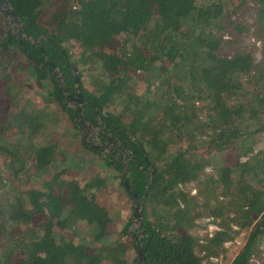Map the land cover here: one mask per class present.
Returning <instances> with one entry per match:
<instances>
[{
	"label": "trees",
	"instance_id": "trees-1",
	"mask_svg": "<svg viewBox=\"0 0 264 264\" xmlns=\"http://www.w3.org/2000/svg\"><path fill=\"white\" fill-rule=\"evenodd\" d=\"M8 1L23 32L20 40L0 7V70L33 68L35 83L23 93L0 81V264H253L264 241V146L255 147L264 57L244 49L241 35L264 40V0ZM249 2L254 24L233 17ZM78 91L82 110L68 105ZM36 95L45 104L17 114ZM56 106L87 148L86 120L102 128L111 150L91 148L133 207L135 190L139 237L133 212L118 236L108 229L101 172L78 178L79 163L54 135L38 136L57 121ZM18 131L23 140H11ZM204 217L218 228L195 234Z\"/></svg>",
	"mask_w": 264,
	"mask_h": 264
},
{
	"label": "rangeland",
	"instance_id": "rangeland-1",
	"mask_svg": "<svg viewBox=\"0 0 264 264\" xmlns=\"http://www.w3.org/2000/svg\"><path fill=\"white\" fill-rule=\"evenodd\" d=\"M1 4V3H0ZM12 22V26L17 29L20 25V21L17 19H14V17L9 16ZM233 17L237 19L244 20L247 24H254L256 19V9L255 5L252 2H249L247 6L239 10L238 12H235L233 14ZM241 44L242 47L246 50L253 51L255 58L260 59L264 57V40L259 36V34L255 30H250L248 32H245L241 35ZM234 50L232 47H229L228 44H224L220 52L224 55H230L231 51ZM3 70V69H1ZM0 70V81H2L3 77H8L7 80H9V83L13 84H22L20 87L24 90L28 88H32L30 85L31 83H35V80L29 79L27 73L31 74L34 72L33 68H27L21 71L20 74H14V71L9 74H6V72ZM27 81V83H23V81ZM34 87V86H33ZM39 89V88H36ZM37 93H39L38 90H36ZM18 95H20L19 103H22L21 101V95L22 92H19ZM17 96V94H16ZM24 96V95H22ZM44 101L41 96H35L33 101L31 103H28L27 105H24L25 107H22L21 111L17 114H24L28 112H32L34 108L42 107L44 105ZM23 105V104H21ZM68 105L71 107H78L80 104L70 101L68 102ZM57 107V106H56ZM59 107V106H58ZM57 107V114L59 115L57 117V121L55 122L53 115L51 114L50 119H54L49 126V129L43 128L40 132H38V136L42 137V135H45L46 133L52 132L53 138H55L59 143L60 146L64 149V152H66L69 156V158L72 160V158L75 160V162L71 161L69 159V162L73 166L74 163H79L78 167L76 168L77 164H75V173L78 178H87L88 176H93L97 171L101 172V175L106 178L107 181V187L104 191V194L102 195V200L110 205L112 209L113 214V222L109 224L108 229L115 233V230L118 229L121 224L130 216V214H134L135 212V205L132 206V202L129 197H127L126 192L124 191V188L121 184V178H116L114 174H117V171L113 168L108 167L107 164L103 163L102 156L99 152H96L91 148V145H99L101 146L104 153L109 152L111 150V144L107 143L101 136L102 128L100 126L92 125L85 122L83 130V136L84 140L87 142L88 147H85L81 140L80 136L74 135L76 132H70V128H74L72 125L71 119L67 116V114L64 113V111ZM53 110V109H52ZM51 110V111H52ZM38 111V110H37ZM17 116V115H16ZM18 117V116H17ZM51 121V120H50ZM54 122V123H53ZM6 126V125H5ZM13 130V129H12ZM76 129H73L75 131ZM55 131V133H54ZM18 134H15L11 140L13 141H22L23 139L20 138V135L22 134L20 131L17 132ZM21 133V134H20ZM64 134V135H63ZM257 148H261L264 146V134L259 138L258 142L255 144ZM75 156V157H74ZM72 157V158H71ZM206 171H212L211 168H207ZM104 172H107L105 175ZM9 176V174H7ZM14 184V183H13ZM195 191V188L192 190ZM133 209V210H132ZM139 227V220L138 217H134V221L132 225L130 226L131 232L135 233L136 236H140V231L136 232ZM215 222L212 220L211 217H204L201 218L198 221V224L196 227H194L193 232L195 234L204 235V234H211L214 230ZM117 235V233H115ZM245 233H241L236 237L237 239L230 241L226 245L229 247V253L234 252L240 243H242L245 240L244 237ZM115 235V236H116ZM118 236V235H117ZM126 239L130 238V235L125 237ZM261 251L260 253L254 255L251 259V262L253 264H262L264 262V241L261 244ZM130 252H126V254H129ZM131 253H134L133 251ZM214 260H218L217 258H212ZM221 263L223 261L219 259Z\"/></svg>",
	"mask_w": 264,
	"mask_h": 264
},
{
	"label": "water",
	"instance_id": "water-1",
	"mask_svg": "<svg viewBox=\"0 0 264 264\" xmlns=\"http://www.w3.org/2000/svg\"><path fill=\"white\" fill-rule=\"evenodd\" d=\"M0 3H1L0 4L1 9L4 11V13L8 17L11 16V17H14V19H17L18 21H20L19 18H18L17 12L12 7V5L9 3L8 0H0ZM10 19L11 18L9 17V20ZM13 29H14V32L19 36V38L21 40L20 33L23 32V29L21 27V22H20V25L18 26L17 29H15L14 27H13ZM74 70L76 71V68H74ZM78 80H79V75H78V73L76 71V82H78ZM68 97H69L70 101H74V102L78 101L80 103H84L83 95L79 91H78V95L77 96H75L73 94H69ZM77 108L79 110H82L80 105ZM83 120L85 121L86 119L83 117ZM86 123H88L87 120H86ZM88 124H90V123H88ZM125 184H126L127 188H129V189L132 188V185L128 181H126ZM132 191H133V194L135 196V200L137 201L136 205H135L136 207H135L134 217H135V219H136V217H138L139 227H140V225H142V222H141V213H142L141 212V202H138L137 194H136L135 190L132 189ZM140 234H141V232H140ZM140 257H141V260H142V258H143L142 257V250H140Z\"/></svg>",
	"mask_w": 264,
	"mask_h": 264
},
{
	"label": "crops",
	"instance_id": "crops-1",
	"mask_svg": "<svg viewBox=\"0 0 264 264\" xmlns=\"http://www.w3.org/2000/svg\"><path fill=\"white\" fill-rule=\"evenodd\" d=\"M23 93H25V90H24V92ZM38 109V108H37ZM54 133H55V131H54ZM47 134H49V135H51L52 136V132H48Z\"/></svg>",
	"mask_w": 264,
	"mask_h": 264
},
{
	"label": "built area",
	"instance_id": "built-area-1",
	"mask_svg": "<svg viewBox=\"0 0 264 264\" xmlns=\"http://www.w3.org/2000/svg\"><path fill=\"white\" fill-rule=\"evenodd\" d=\"M226 37H228V36H226ZM215 227H216V229L218 228V226L215 224Z\"/></svg>",
	"mask_w": 264,
	"mask_h": 264
}]
</instances>
